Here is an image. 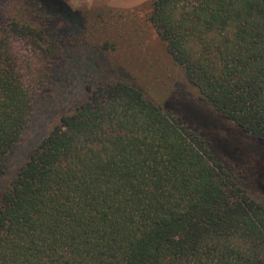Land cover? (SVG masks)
Here are the masks:
<instances>
[{
    "label": "trees",
    "instance_id": "1",
    "mask_svg": "<svg viewBox=\"0 0 264 264\" xmlns=\"http://www.w3.org/2000/svg\"><path fill=\"white\" fill-rule=\"evenodd\" d=\"M75 17L0 0V264H264V0L151 3L220 122L208 136L85 44ZM85 73L78 98H54ZM45 103L63 107L8 175ZM244 144L252 161L236 160Z\"/></svg>",
    "mask_w": 264,
    "mask_h": 264
},
{
    "label": "rangeland",
    "instance_id": "2",
    "mask_svg": "<svg viewBox=\"0 0 264 264\" xmlns=\"http://www.w3.org/2000/svg\"><path fill=\"white\" fill-rule=\"evenodd\" d=\"M152 1L59 0L65 9L79 16L75 18L83 23L85 44L92 49L101 48L99 55L105 56L112 67L127 75L147 97L166 109L179 113L181 119L191 128L207 136L211 135L212 129L219 127L220 122L211 114L209 108L198 101L196 90L187 84L182 69L174 63L149 23L148 13ZM65 14H68L69 19L73 16L67 12ZM62 20L65 21V18ZM82 66L84 65L81 63L80 68ZM83 75L70 82L72 88L68 96L64 95L68 90L65 89L63 94L57 93L54 98H78L82 92L81 85L93 77L91 74ZM59 107H63V104ZM59 107L48 103L40 107L39 113L25 130L20 145L9 159L8 175L45 134L49 121ZM244 143H247L245 139ZM239 147L242 152L236 155V160L252 161L249 157L250 146L244 144Z\"/></svg>",
    "mask_w": 264,
    "mask_h": 264
}]
</instances>
